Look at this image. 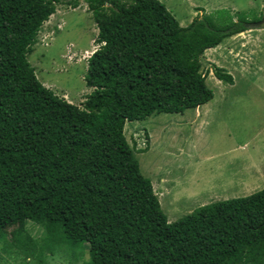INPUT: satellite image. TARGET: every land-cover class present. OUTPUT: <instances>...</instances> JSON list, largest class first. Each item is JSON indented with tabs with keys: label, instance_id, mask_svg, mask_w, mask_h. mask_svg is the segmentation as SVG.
<instances>
[{
	"label": "trees",
	"instance_id": "16d2710c",
	"mask_svg": "<svg viewBox=\"0 0 264 264\" xmlns=\"http://www.w3.org/2000/svg\"><path fill=\"white\" fill-rule=\"evenodd\" d=\"M63 1L0 0L1 251L42 264L62 237L72 255L87 249L86 264H264V187L168 221L124 135L126 122L209 102L202 55L260 16L182 26L160 0H85L103 45L88 60L93 90L78 106L27 60ZM214 75L232 83L223 68ZM28 221L44 228L42 239L26 232Z\"/></svg>",
	"mask_w": 264,
	"mask_h": 264
},
{
	"label": "rangeland",
	"instance_id": "374dc122",
	"mask_svg": "<svg viewBox=\"0 0 264 264\" xmlns=\"http://www.w3.org/2000/svg\"><path fill=\"white\" fill-rule=\"evenodd\" d=\"M72 1V0H71ZM131 4L132 0H118ZM186 26L195 17H212L223 25L244 14L249 20L264 15V0H160ZM72 8L65 1L41 25L27 55L37 78L56 95L81 106L93 90L85 83L88 60L103 44L85 0ZM208 69L206 84L213 98L183 113H160L126 122L124 135L140 172L149 178L168 221H174L212 201L248 195L264 187V28L260 23L224 39L201 57ZM223 68L232 83L214 75ZM138 150H144L137 152ZM26 232L42 239L45 230L28 221ZM10 240V238H7ZM0 264H40L36 257L9 258ZM42 264H86L87 249L72 255L63 238Z\"/></svg>",
	"mask_w": 264,
	"mask_h": 264
},
{
	"label": "flooded vegetation",
	"instance_id": "af4514ba",
	"mask_svg": "<svg viewBox=\"0 0 264 264\" xmlns=\"http://www.w3.org/2000/svg\"><path fill=\"white\" fill-rule=\"evenodd\" d=\"M262 19H263V16H260V19L256 23H260L261 27L264 28V19L263 20Z\"/></svg>",
	"mask_w": 264,
	"mask_h": 264
},
{
	"label": "water",
	"instance_id": "95a60500",
	"mask_svg": "<svg viewBox=\"0 0 264 264\" xmlns=\"http://www.w3.org/2000/svg\"><path fill=\"white\" fill-rule=\"evenodd\" d=\"M263 19H264V15H263ZM263 19H262V20H263Z\"/></svg>",
	"mask_w": 264,
	"mask_h": 264
}]
</instances>
